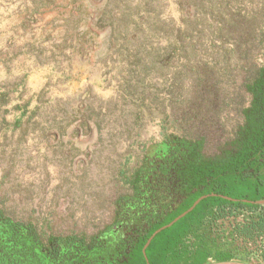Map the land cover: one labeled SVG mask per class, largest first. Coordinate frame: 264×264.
Returning a JSON list of instances; mask_svg holds the SVG:
<instances>
[{
	"label": "rangeland",
	"instance_id": "374dc122",
	"mask_svg": "<svg viewBox=\"0 0 264 264\" xmlns=\"http://www.w3.org/2000/svg\"><path fill=\"white\" fill-rule=\"evenodd\" d=\"M258 68L264 0H0V207L48 235L92 236L144 144L201 136L212 151L232 136ZM262 193L246 180L224 198ZM182 219L153 238L148 264L180 241Z\"/></svg>",
	"mask_w": 264,
	"mask_h": 264
},
{
	"label": "trees",
	"instance_id": "16d2710c",
	"mask_svg": "<svg viewBox=\"0 0 264 264\" xmlns=\"http://www.w3.org/2000/svg\"><path fill=\"white\" fill-rule=\"evenodd\" d=\"M241 90L248 102L238 110L240 124L212 151L201 136L164 133L160 141L144 144L138 165L119 173L128 194L114 200L111 222L92 236L48 235L0 207V264H91L93 254H113L114 240L122 245L116 252L124 253L127 264H146L142 249L150 236L199 198L206 197L182 219L188 221L187 229L200 224L212 209L243 206L223 198L246 180L264 186V68L256 69ZM262 200L264 193L252 202ZM124 232L137 235L130 247H123Z\"/></svg>",
	"mask_w": 264,
	"mask_h": 264
},
{
	"label": "crops",
	"instance_id": "0c3cea01",
	"mask_svg": "<svg viewBox=\"0 0 264 264\" xmlns=\"http://www.w3.org/2000/svg\"><path fill=\"white\" fill-rule=\"evenodd\" d=\"M263 201V200H262ZM258 201L257 206L264 207V203ZM236 207L215 208L210 211L209 216H205L202 222L195 227H189L182 235L180 241L165 252L155 250L152 259L154 264L159 258V264H264V223L251 225V259L245 256H233L227 250H219L208 244V236L201 234L205 224L213 216L223 215L226 211L231 212ZM262 211L261 217H264ZM220 253H225L223 254Z\"/></svg>",
	"mask_w": 264,
	"mask_h": 264
},
{
	"label": "built area",
	"instance_id": "2783aa9c",
	"mask_svg": "<svg viewBox=\"0 0 264 264\" xmlns=\"http://www.w3.org/2000/svg\"><path fill=\"white\" fill-rule=\"evenodd\" d=\"M201 234L209 237L211 248L251 259V206H239L231 212L211 217Z\"/></svg>",
	"mask_w": 264,
	"mask_h": 264
},
{
	"label": "flooded vegetation",
	"instance_id": "af4514ba",
	"mask_svg": "<svg viewBox=\"0 0 264 264\" xmlns=\"http://www.w3.org/2000/svg\"><path fill=\"white\" fill-rule=\"evenodd\" d=\"M243 205L252 207L258 204H256L255 202V204H243ZM262 222H264V217L258 216L254 221H251V225L255 223H262ZM122 230H125V228ZM113 233H116V232L113 231ZM124 233H125V237L122 236V239L124 240L123 247H130L132 243H135V241H137V235H132L131 232L130 233L124 232ZM124 238H126V240ZM114 241L115 243H117V245L116 244L112 245V248L114 249L113 254L111 256L108 255L104 257L100 254H93L94 260L92 261L91 264H127L128 258L124 256V253L120 254L116 252V249H118L119 247H122V245L119 242H116V240Z\"/></svg>",
	"mask_w": 264,
	"mask_h": 264
},
{
	"label": "water",
	"instance_id": "95a60500",
	"mask_svg": "<svg viewBox=\"0 0 264 264\" xmlns=\"http://www.w3.org/2000/svg\"><path fill=\"white\" fill-rule=\"evenodd\" d=\"M206 197H201V198H199L197 201H195L194 202V204L185 212V213H183V214H181L180 216H178L177 218H175L171 223H169L168 225H166V226H164V227H162V228H160V229H158L157 231H155L151 236H150V238L146 241V243H145V245H144V247H143V249H142V255H143V257H144V260L146 261V258H145V254H144V252H145V250H146V248L149 246V244L151 243V241L153 240V238L159 233V232H161L162 230H164V229H166V228H168V227H170V226H172L173 224H175L177 221H179L180 219H182L183 217H185L187 214H189L191 211H193V209L202 201V200H204ZM223 200H225V201H227V202H234L233 200H231V199H228V198H223ZM243 204H255V203H253V202H242ZM256 203H259V202H256ZM262 203H264V200L262 201ZM146 264H148L147 263V261H146Z\"/></svg>",
	"mask_w": 264,
	"mask_h": 264
}]
</instances>
